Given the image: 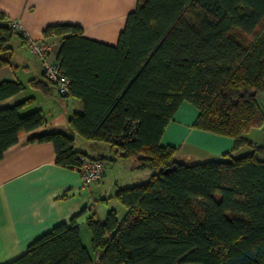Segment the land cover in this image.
<instances>
[{
	"label": "trees",
	"instance_id": "16d2710c",
	"mask_svg": "<svg viewBox=\"0 0 264 264\" xmlns=\"http://www.w3.org/2000/svg\"><path fill=\"white\" fill-rule=\"evenodd\" d=\"M0 12V68L9 62L13 34ZM60 36L55 61L69 79L62 96L80 99L73 135L46 131L56 163L80 168L75 139L104 142L119 157H133L150 177L120 187L104 220L87 221L91 251L77 219L55 224L26 251L4 264H264V0H138L117 43L86 37L76 23L48 25ZM23 89L0 83V98ZM183 102L195 106L197 129L230 137L233 152L185 163L160 140ZM26 100L0 107V159L19 135L46 123L40 110L21 113ZM259 128L263 143L244 134Z\"/></svg>",
	"mask_w": 264,
	"mask_h": 264
},
{
	"label": "crops",
	"instance_id": "0c3cea01",
	"mask_svg": "<svg viewBox=\"0 0 264 264\" xmlns=\"http://www.w3.org/2000/svg\"><path fill=\"white\" fill-rule=\"evenodd\" d=\"M138 0H0L4 21L20 19L26 34L34 39L47 40L53 45L51 58L56 59L60 36L45 37L46 26L76 23L83 34L93 40L115 45L126 15L135 9ZM8 64L0 68V83L20 82L23 89L0 98V107L26 100L21 113L40 110L46 123L19 135L0 159V264L24 253L28 245L55 224L77 219L83 246L91 251V231L87 221L92 213L104 220L110 209L117 210L114 194L117 189L146 181L151 172L138 170L133 157L122 158L104 142L84 139L80 150L89 157H103L105 172L96 182L84 186L81 172L75 167L56 163L55 150L50 141H30L32 136L46 131H62L73 135L69 119L82 112L80 99L58 95L55 85L45 80L41 62L30 54L24 37L13 34ZM198 115L195 106L183 102L167 124L160 140L162 146L176 148V153L187 146L210 156L223 157L226 153L243 154V148L233 152L230 137L203 131L193 126ZM250 133V132H249ZM244 138L256 145L261 141ZM175 153V156H176ZM113 173L108 180L110 173ZM116 201V202H114ZM118 203V202H117ZM117 212V211H116Z\"/></svg>",
	"mask_w": 264,
	"mask_h": 264
},
{
	"label": "built area",
	"instance_id": "2783aa9c",
	"mask_svg": "<svg viewBox=\"0 0 264 264\" xmlns=\"http://www.w3.org/2000/svg\"><path fill=\"white\" fill-rule=\"evenodd\" d=\"M8 23L13 32L23 35L30 54L38 58L41 62L45 80L55 85L58 95L62 96L67 94L69 91V79L65 76L59 64L51 58L53 53L52 43L47 40L34 39L26 34L18 18L8 19ZM79 170L83 185L88 186L103 176L105 165L101 160L83 157Z\"/></svg>",
	"mask_w": 264,
	"mask_h": 264
},
{
	"label": "rangeland",
	"instance_id": "374dc122",
	"mask_svg": "<svg viewBox=\"0 0 264 264\" xmlns=\"http://www.w3.org/2000/svg\"><path fill=\"white\" fill-rule=\"evenodd\" d=\"M257 101L259 103V106L261 107V109L264 112V94L263 93L258 95ZM249 132H248L249 133V139H251L252 141L259 142V141H261V138L263 140V134H262L261 129L253 128ZM82 142H84V139L78 138V140L76 142V146L78 149L82 148V145H83ZM242 148H243L242 151H245L248 149V147H242ZM176 158L182 162H185V163H196V162H201V161H205V160H209V159H220V157L210 156L209 154L201 152L199 150H192L187 146L182 147L181 150L176 153ZM112 174H113L112 172L109 174L108 180L111 179ZM114 202H116V201H114ZM115 204H116L115 205L116 207L118 206V208L116 210L117 216H118V218H121L124 215V213L126 212V209L124 207H122L117 202Z\"/></svg>",
	"mask_w": 264,
	"mask_h": 264
}]
</instances>
